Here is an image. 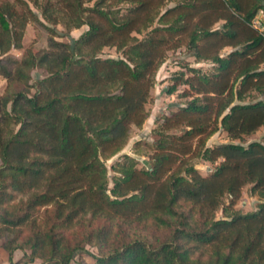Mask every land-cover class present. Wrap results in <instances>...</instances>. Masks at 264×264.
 I'll return each mask as SVG.
<instances>
[{
    "label": "trees",
    "instance_id": "trees-1",
    "mask_svg": "<svg viewBox=\"0 0 264 264\" xmlns=\"http://www.w3.org/2000/svg\"><path fill=\"white\" fill-rule=\"evenodd\" d=\"M28 1L51 26L40 22L46 50L19 58L7 52L22 49V27L39 20L23 0L24 12L0 5V247L10 264H69L84 244L98 251L91 264H264V144L205 146L218 127L231 139L264 127V99L243 102L252 91L264 98V30L251 25L264 0ZM83 25L76 38L54 39ZM108 46L122 56L99 57ZM179 46L211 61L213 72L186 67L171 76L164 92L183 85L190 99L157 125L149 168L122 154L108 187L104 161L147 118L154 73ZM225 46L235 49L220 56ZM37 66L45 75L31 84ZM192 158L219 161L202 176ZM245 184L263 201L228 214L221 198L231 205ZM121 223L164 237L128 234Z\"/></svg>",
    "mask_w": 264,
    "mask_h": 264
},
{
    "label": "rangeland",
    "instance_id": "rangeland-1",
    "mask_svg": "<svg viewBox=\"0 0 264 264\" xmlns=\"http://www.w3.org/2000/svg\"><path fill=\"white\" fill-rule=\"evenodd\" d=\"M21 1V0H19ZM45 0H38L40 4H43ZM4 2L13 3L14 9L17 12H24L25 6L18 5L16 0H0V5ZM26 2L27 8L35 13L39 22L29 20L22 27V38L21 45L22 49H13L10 48L7 52L8 56L13 58H19L22 51L25 49H29L33 53H42L46 50V38L47 32L43 28L42 24L51 26L50 23L45 22L41 17L40 7L33 6L28 0H23ZM173 1H167V6H172ZM255 16L259 17L260 22L264 25V13L260 10L255 14ZM41 22V23H40ZM222 21H217L213 23L210 28L216 29L220 27ZM17 27V26H16ZM56 29L59 33L62 32V28L60 24H57ZM19 28V27H18ZM18 28H15L16 30ZM87 27L85 25L71 30L68 37H55L54 39L61 42L69 41V38H76L81 32H83ZM237 48V47H236ZM235 48L231 46H225L218 49V54L220 56H225L230 51ZM97 55L101 58L113 57L118 58L121 57V53L115 50L114 47H103ZM186 67L197 68L201 72L211 73L214 70V64L209 60H200L195 61L191 56V53L185 49L183 46H179L173 49H169L165 51L163 62L157 68L154 73V82L152 87L149 89V96L147 102L145 104V110L147 111V118L142 122L140 127H135L130 125L128 131V139L123 146V148L113 155L112 157L106 159L104 164L107 168V174L109 177L108 187L111 186L110 177L113 175V172L110 169V166L113 165L116 161L120 159L122 154H126L131 156L136 160V168H149L151 162V156L153 152V146L155 141L158 138L155 129L158 124L162 121L163 116L169 115L170 112H173L178 107L183 106L186 100L190 99V96H181V93L186 90V86L178 85L176 87V91L171 94H166L164 91L166 87L171 83V76H173L176 72L182 71L186 72ZM45 75V71L41 67H35L30 71V83L34 84L35 81ZM6 90V81L4 78L0 76V95L4 94ZM33 89L30 90L32 93ZM256 99H264L256 92H250L246 98L243 100L244 103L252 102ZM234 102H237L236 100ZM179 134L178 129L171 130L169 133ZM251 141H257L264 144V127H258L254 132L249 135H243L239 139H231L229 138L224 131L218 127V130L210 135L206 141L205 146L211 147L216 144L222 143H238L245 146L247 143ZM194 143V141H193ZM219 159L214 163H210L204 161L200 158H192L190 162L196 171L205 176L209 174L214 166L218 163ZM250 184H245L240 188L239 196L233 201L231 205L228 204V197L224 195L221 198V204L223 206H227L228 214L239 213L244 214L247 212H251L256 209V205L263 201L260 200L255 194L250 192ZM214 217L216 219L222 218L221 208L219 207L214 212ZM121 226L125 232L128 234L131 232H136L137 234L145 235L150 240L155 241L158 239H162L164 237L163 232L160 230H155L153 227L147 225H135V224H122ZM4 238L0 239V245ZM155 239V240H154ZM28 253V250L25 251ZM97 249L88 244H84V250L77 251L73 254V257L69 264H91L93 263V256L97 255ZM22 256V251L15 250L11 255V261L14 262ZM0 264H10L7 259L6 252L0 247ZM27 264H40L39 259H34L32 262Z\"/></svg>",
    "mask_w": 264,
    "mask_h": 264
},
{
    "label": "built area",
    "instance_id": "built-area-1",
    "mask_svg": "<svg viewBox=\"0 0 264 264\" xmlns=\"http://www.w3.org/2000/svg\"><path fill=\"white\" fill-rule=\"evenodd\" d=\"M251 25L254 29H256L259 33L262 32L264 30V25L262 24V22H260L259 17L255 16L252 21H251Z\"/></svg>",
    "mask_w": 264,
    "mask_h": 264
},
{
    "label": "crops",
    "instance_id": "crops-1",
    "mask_svg": "<svg viewBox=\"0 0 264 264\" xmlns=\"http://www.w3.org/2000/svg\"><path fill=\"white\" fill-rule=\"evenodd\" d=\"M75 30V29H74Z\"/></svg>",
    "mask_w": 264,
    "mask_h": 264
}]
</instances>
